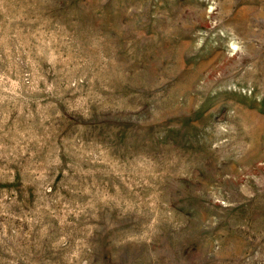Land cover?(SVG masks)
Segmentation results:
<instances>
[{
    "label": "rangeland",
    "instance_id": "obj_1",
    "mask_svg": "<svg viewBox=\"0 0 264 264\" xmlns=\"http://www.w3.org/2000/svg\"><path fill=\"white\" fill-rule=\"evenodd\" d=\"M0 264H264V0H0Z\"/></svg>",
    "mask_w": 264,
    "mask_h": 264
}]
</instances>
